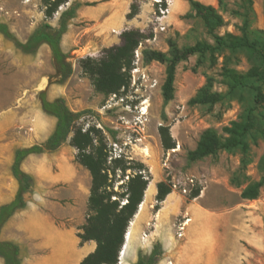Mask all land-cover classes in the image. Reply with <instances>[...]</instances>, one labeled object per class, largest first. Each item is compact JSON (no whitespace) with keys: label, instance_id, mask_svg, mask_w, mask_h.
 I'll return each mask as SVG.
<instances>
[{"label":"rangeland","instance_id":"1","mask_svg":"<svg viewBox=\"0 0 264 264\" xmlns=\"http://www.w3.org/2000/svg\"><path fill=\"white\" fill-rule=\"evenodd\" d=\"M24 1L0 0V23L6 24L19 41L25 43L30 35L45 23L50 22L54 27L58 26L60 13L50 21L47 20L45 0H32L30 3ZM142 1L147 0H139L140 11ZM196 1L212 6L221 15L224 26L217 30L220 35L241 34L240 28L245 19L249 20L251 30L264 32V0H251V4L249 0ZM71 4L78 5L74 0H69L67 7ZM176 4L180 6V10H172L166 32L159 31L154 11L147 12L149 18L143 27L134 28L149 37L143 41V48L169 53V40L175 41L180 48L193 46L198 42L214 43L203 19L191 10L188 0H177ZM260 35L257 34L258 37H261ZM103 51L99 54L83 55L70 51L68 54L73 64V75L64 85H58L54 78L51 51L47 45H42L36 54H26L0 33V145H9L10 153H14L19 148H28L46 141L56 125L54 118L43 113L41 109L39 95L46 91L50 101L62 97L73 112L87 111L79 122L84 131L90 127L103 131L108 153L107 168L112 185L110 191L115 193L112 200L118 199L122 205L126 202L122 195L127 192L129 177L136 175L139 170L132 168L124 171L123 168L143 164L145 168L141 173L150 177L152 183L148 186L145 199L131 222L133 225L129 226L130 241L126 255L121 253L119 261L124 264L129 246L135 244L138 239L140 223V251L144 254H149L155 245V242L149 243L148 239L143 240L145 232L149 235L150 230L156 227L171 230L173 238L181 242L186 238V231L193 224L191 209L201 202L197 198L191 199L193 190L202 189L200 196L203 194V197H206L208 191L221 197L238 199L247 185L264 177V132L252 131L247 136L249 150L246 155L240 150L222 151L202 161L188 162L189 152L196 149L201 135L206 130L213 129L224 135L225 127L234 121H240L254 108L251 88L234 86L225 75V70L245 74L258 65L259 61L247 51L240 50L235 53L225 52L216 63L209 56L200 55L191 56L179 63L174 99L166 107L168 122L164 123L161 117V88L166 80L167 66L157 62L149 65L142 63L145 80H138L135 86L130 83L128 88L117 94L106 95L96 91L90 77L80 65L81 59L102 58ZM26 72L32 75L28 83L24 84L21 77H24ZM209 78L213 80L214 92L222 94L223 100L213 107L191 106L190 100L206 85ZM43 83H46L45 87L40 89ZM144 107L148 108L147 115H142ZM11 112L16 113V119L14 117L9 123H3L5 115ZM254 114L264 131V106L256 108ZM162 125L171 128L172 137L177 143L174 150L165 151L162 146L159 134ZM59 150L58 154L78 163V151L71 146L70 140ZM57 170L58 168H53L54 172ZM11 172L12 164L8 165V159H3L0 154V174L4 179H12ZM86 173L84 170V178L87 177ZM30 175L35 178V185L32 191L25 195L26 202L34 199L31 194L37 186L36 176ZM234 178L239 185L237 182L233 184ZM162 181L172 184V197L161 204L157 203L156 197L148 203L155 192L154 183ZM44 198L47 203L52 197L45 195ZM259 200L264 202V186L260 190ZM179 201L182 202V207L176 209L175 204ZM64 205L68 207L65 203ZM157 205L159 209L156 208ZM60 208L55 212L64 214L66 210ZM42 212L52 213V209L43 208ZM88 213L89 210L82 220L83 226L87 223ZM65 216L63 222L70 226L73 223L72 215L67 212ZM187 221L185 236L179 238V228ZM0 260L1 264H4V259L0 257ZM254 261L256 264H262L259 259ZM170 263L177 264L173 257L165 264Z\"/></svg>","mask_w":264,"mask_h":264},{"label":"trees","instance_id":"2","mask_svg":"<svg viewBox=\"0 0 264 264\" xmlns=\"http://www.w3.org/2000/svg\"><path fill=\"white\" fill-rule=\"evenodd\" d=\"M249 1L251 4L252 1ZM44 2L47 20L50 21L56 14L60 13L57 27H54L50 22L45 23L38 27L25 43L19 41L10 32L6 24L0 23V33L26 54H36L42 45H47L51 51L56 84L64 85L73 75L74 69L70 61L71 57L63 51L61 42L68 31L69 21L75 17L79 5L71 4L67 7L69 0H45ZM188 2L191 10L197 12L203 19L208 31L213 36L214 43L198 42L193 46L180 48L175 41L169 40V53L148 47H144L141 51L143 64L149 65L157 62L167 66L166 80L161 88L162 121L168 122L166 107L174 99L176 71L179 63L194 55L209 56L216 63L225 52L235 53L245 50L256 58L259 64L245 74H238L226 69L225 75L234 86L251 88L254 108L249 110L240 121H234L230 126L225 127L223 129L224 135H220L213 129L206 130L201 135L196 149L189 152L188 162L202 161L222 151L240 150L246 155L249 150L246 141L247 136L252 131L264 132L254 114L256 108L264 106V32L251 30L249 20L245 19L240 28L241 34L226 33L220 35L217 30L224 26L221 15L212 6L204 5L196 0H188ZM139 9V0H137L132 4L131 12L127 18L129 20L135 18L140 12ZM257 34H261V37H258ZM147 39L149 37L140 30H125L121 34V44L104 49L102 58L81 59L80 65L84 73L90 77L97 92L111 95L129 87L131 71L136 61V51L141 43ZM39 97L43 113L55 118L57 120L56 125L53 132L42 144L15 150L12 176L18 181L19 188L12 202L0 207V233L6 222L17 211L26 208L25 195L31 192L35 185V178L22 170L23 162L30 155L54 153L70 140L71 146L78 151L76 161L87 169L92 177L87 223L81 228L82 232L79 233V238L82 243L95 241L97 248L81 264H119L126 233L133 218L138 213L139 206L144 201L151 178L141 173L145 168L143 164H139L138 167H124V171L132 168L139 170L136 175L129 177L127 192L122 195L123 198H126V202L122 205L120 200H112L115 193L110 191L112 185L107 168L108 153L103 131L95 127H90L84 131V127L79 122L87 114V111L73 112L64 98L59 97L50 101L46 91L41 92ZM222 100L223 95L214 92L213 80L209 78L206 85L190 100L189 104L191 106L213 107ZM159 134L165 151L176 148L177 143L172 137L169 126H160ZM262 169L264 171V158ZM232 182L233 184L237 182L239 185L236 178ZM263 186L264 177L258 182L247 185L243 189L241 197L246 200H256L259 198ZM157 190L156 201L161 204L173 192V187L170 182L162 181L157 184ZM201 191L202 189L193 190L191 199L198 198ZM156 208L159 209V205ZM163 253L162 244L157 242L149 254L140 251L135 264H158ZM0 257L4 259L5 264H21L20 248L15 243L0 241Z\"/></svg>","mask_w":264,"mask_h":264},{"label":"crops","instance_id":"3","mask_svg":"<svg viewBox=\"0 0 264 264\" xmlns=\"http://www.w3.org/2000/svg\"><path fill=\"white\" fill-rule=\"evenodd\" d=\"M74 1L79 7L61 46L64 52L72 51L79 55L99 54L106 48L120 45L121 34L125 30L143 27L149 18L147 12L154 11L153 0L142 1L140 13L129 20L127 16L137 0ZM176 1L172 7L174 12L180 10ZM58 152L60 150L30 155L22 164L24 172L37 178L36 190L31 194L34 199L27 202L25 209L17 211L0 233V241L19 246L21 264H81L97 248L95 241L82 243L79 238L82 220L89 210L91 174ZM14 153H10L9 145H0V154L3 159H8V165L13 164ZM53 168H58L57 172ZM84 170L86 178L82 176ZM157 184L154 183L155 192L148 203L157 195ZM18 188L19 183L14 176L4 179L0 174V207L15 199ZM45 195L52 197L47 203ZM202 195L197 198L201 201L199 205L191 209L193 224L182 242L174 239L169 229L156 227L150 230L149 235L145 232L144 241L148 239L151 244L160 242L163 246L159 264H165L171 257L177 264H256V259L264 264V202L259 198L243 199L241 194L238 199L208 191L206 197ZM170 197L172 193L165 201ZM181 207V201L175 204L176 209ZM43 208L52 209V213L42 212ZM59 208L66 212L59 215L55 212ZM67 212L72 215L70 226L63 222ZM140 226L138 239L129 246L124 264H135L138 260L142 244Z\"/></svg>","mask_w":264,"mask_h":264},{"label":"built area","instance_id":"4","mask_svg":"<svg viewBox=\"0 0 264 264\" xmlns=\"http://www.w3.org/2000/svg\"><path fill=\"white\" fill-rule=\"evenodd\" d=\"M32 0H25V3H30ZM154 6H156V9L154 10V18L156 20V23L158 24V29L160 32H166L167 31V24H168V17L170 16L172 7L175 3V0H153ZM143 49V43H141L139 49L136 51V61L134 64V68L131 71V83L133 86L137 85L138 80L146 79V74L142 72L143 69V61H142V55L141 51ZM187 222H184L180 228L178 236L179 238H183L185 236V231L187 227ZM146 236H144L145 238ZM172 264V263H170Z\"/></svg>","mask_w":264,"mask_h":264},{"label":"bare ground","instance_id":"5","mask_svg":"<svg viewBox=\"0 0 264 264\" xmlns=\"http://www.w3.org/2000/svg\"><path fill=\"white\" fill-rule=\"evenodd\" d=\"M30 75H32V74H30ZM30 75H29V73H25L24 74V77L22 76L21 77V79H23L24 80V84H25V82H27V81H29L28 79L30 78ZM28 83V82H27ZM23 84V83H22ZM45 84L46 83H43L41 86H40V89H44V87H45ZM20 88V87H19ZM22 90V89H21ZM20 92V91H19ZM142 111H143V113H142V115H147L148 114V108L147 107H144V108H142ZM15 117V119H16V113L15 112H11V113H8V114H6L5 115V121L3 122V123H9L13 118ZM150 191V190H149ZM4 199V198H3ZM132 225H133V223H131ZM130 237H131V231H129L128 230V235H127V241H126V245H125V247L123 248V251L121 252L122 253V255H126V251H127V248H128V243H129V241H130Z\"/></svg>","mask_w":264,"mask_h":264},{"label":"water","instance_id":"6","mask_svg":"<svg viewBox=\"0 0 264 264\" xmlns=\"http://www.w3.org/2000/svg\"><path fill=\"white\" fill-rule=\"evenodd\" d=\"M127 235H128V232L126 233V236H125V244H124L123 248H124V247H125V245H126V241H127ZM123 248H122V251H123ZM120 255H121V253H120Z\"/></svg>","mask_w":264,"mask_h":264}]
</instances>
